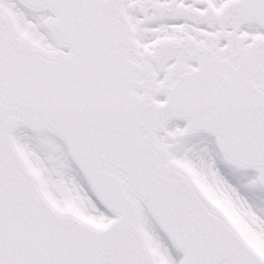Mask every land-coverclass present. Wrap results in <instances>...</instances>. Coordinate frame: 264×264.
I'll list each match as a JSON object with an SVG mask.
<instances>
[{
    "label": "snow or ice",
    "instance_id": "6c2138e0",
    "mask_svg": "<svg viewBox=\"0 0 264 264\" xmlns=\"http://www.w3.org/2000/svg\"><path fill=\"white\" fill-rule=\"evenodd\" d=\"M0 264H264V0H0Z\"/></svg>",
    "mask_w": 264,
    "mask_h": 264
}]
</instances>
